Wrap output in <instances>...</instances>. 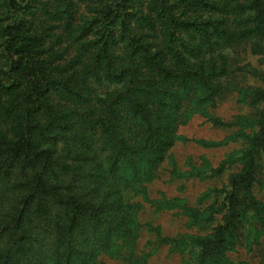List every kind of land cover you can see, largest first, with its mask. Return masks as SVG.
<instances>
[{"label":"trees","instance_id":"obj_1","mask_svg":"<svg viewBox=\"0 0 264 264\" xmlns=\"http://www.w3.org/2000/svg\"><path fill=\"white\" fill-rule=\"evenodd\" d=\"M263 66L264 0H0V264H264ZM196 116L228 151L181 171ZM166 164L213 185L151 199Z\"/></svg>","mask_w":264,"mask_h":264},{"label":"rangeland","instance_id":"obj_2","mask_svg":"<svg viewBox=\"0 0 264 264\" xmlns=\"http://www.w3.org/2000/svg\"><path fill=\"white\" fill-rule=\"evenodd\" d=\"M262 70L264 71V66ZM243 112L244 110H240L231 100L221 105L216 111L217 116L224 119H229L233 115ZM178 133L188 140L186 143H178L175 145L171 152L181 171L187 169L185 162L188 158L197 159L200 156H204L215 167L228 151L227 148L203 149L192 142V140L196 139L218 141L226 135L223 130L213 128L202 117H194L186 126L181 127ZM171 170L169 164L163 167L159 180L150 186L149 196L151 199L158 198L160 193H163L166 197L178 196L185 198L191 205H194L198 195L213 185V182H200L197 179L187 180L185 178H177L170 174ZM140 221L142 223L152 222L153 225L160 226L164 234L170 236L180 232H189L185 226L186 218L179 210L156 213L149 207H146L140 215ZM146 240L147 237L144 235L141 239V245ZM230 258L235 261L239 259L248 260L255 264V261L248 256L230 255ZM149 264H180V260L178 257L168 254L166 250H162L150 258Z\"/></svg>","mask_w":264,"mask_h":264}]
</instances>
